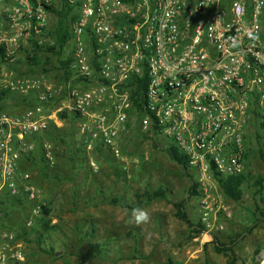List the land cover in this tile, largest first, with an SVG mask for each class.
<instances>
[{
	"label": "built area",
	"instance_id": "built-area-1",
	"mask_svg": "<svg viewBox=\"0 0 264 264\" xmlns=\"http://www.w3.org/2000/svg\"><path fill=\"white\" fill-rule=\"evenodd\" d=\"M8 4L0 25V92L33 103L20 115L0 110V207L8 198L28 204L22 229L0 224V264L26 263L18 234L39 219L57 224L21 161L61 113L75 117L86 152L119 165L128 161L122 142L137 129L172 140L205 193L218 177L241 174L253 118L264 132V0H66L74 19L66 64L55 75L24 74L17 64L24 49L32 55L31 42L56 45L47 9L54 0ZM138 98L141 112L132 101ZM41 147L52 166L53 145L43 139ZM198 212L203 236L223 233L207 197Z\"/></svg>",
	"mask_w": 264,
	"mask_h": 264
},
{
	"label": "rangeland",
	"instance_id": "rangeland-1",
	"mask_svg": "<svg viewBox=\"0 0 264 264\" xmlns=\"http://www.w3.org/2000/svg\"><path fill=\"white\" fill-rule=\"evenodd\" d=\"M8 1L0 0L3 21ZM53 5L60 8V0H54ZM51 18L54 27L56 18ZM21 53L20 59L25 63V53ZM49 59L48 68L57 65L56 57ZM40 62L45 63V57L40 56ZM70 130L66 127L65 135ZM75 137L80 140L76 133ZM65 139L67 145L48 141L53 145L52 166L36 158L27 169L37 186L34 173L37 172V179L42 178L57 218L58 229L45 235L54 253L38 251L45 258L41 264H167L168 260L174 264H230L226 254L214 250L213 237L190 239L193 228L178 218L176 205L182 204L189 220L198 223V209L204 197L211 203L216 221L224 226L223 233L215 236L222 245L231 246L236 264H264V224L253 227L255 180L264 178V155L259 152L260 149L264 154V132L257 118L251 120L245 136L241 174L246 176L247 183L241 188L239 201L227 198L217 181L205 193L194 170L184 171L166 154L167 147H177L170 139L150 138L134 129L122 142L128 160L124 165L102 153H76L78 143ZM194 184L199 196L194 194ZM158 188L166 192L167 199L141 207L150 214V221L141 226L127 224L131 208L107 202L122 196L126 204L136 206V193ZM27 209L28 206L11 208L13 215L6 224L22 226ZM90 243L99 245L98 253L92 251ZM135 255L137 259H130Z\"/></svg>",
	"mask_w": 264,
	"mask_h": 264
},
{
	"label": "trees",
	"instance_id": "trees-1",
	"mask_svg": "<svg viewBox=\"0 0 264 264\" xmlns=\"http://www.w3.org/2000/svg\"><path fill=\"white\" fill-rule=\"evenodd\" d=\"M47 9L56 18L55 26L50 31V34L55 38L56 45L53 47H49V48L48 47L42 48V47H37L34 42H31L32 55L30 56V54H28L27 50H25V51L23 50V52L25 53V59H26L28 66H30L32 68L40 69V71H43L45 73H53V75H55L57 73V71L62 69L66 64V62L64 60H62V57H63V54L65 52L66 42L69 38V24H70V21H72L74 19V16L72 15L74 8L67 6L66 0H63L62 1V7L59 10L56 9L54 6L48 7ZM40 54H49V55L56 57L57 65H55V66L50 65L49 69H47L46 68L48 66L47 61H49L48 56H45V63H41L40 62ZM6 94H10L9 91H6V92L1 91L0 92V99H2ZM132 101H133L134 107L141 112L143 102H141V100H139V98H138V100H132ZM58 117L61 118L62 120H68L71 123L70 132H68V134L65 135V133L63 131H61V129H59L58 127L52 126V128L48 132H46L44 135L36 136L33 139V142L35 144V149H34L33 153L30 154L29 156L23 158L21 163L30 165V164H33V162H35L36 158H37L40 162L46 164V162L43 158V155H42V147H41L43 139L50 141L52 143L54 142L55 144H58V143L64 144L66 142L65 137H68V138H71L73 143H75V142L78 143L79 147L76 148V150H75L76 153H81L85 150L82 140L80 139L79 141H77V139L75 137V133H76L75 117L71 116V115L69 116L67 113H61V114H59ZM68 144L70 145V148H71L72 144H70V143H68ZM165 152L169 156V158L172 161H174L175 163L179 164L180 167L184 171H188L189 168L187 166V161H186L185 156L182 155L176 148H174L172 146L167 147L165 149ZM259 152L262 156L264 155L262 150L259 149ZM39 157H40V159H39ZM116 175L119 176L120 174L117 173ZM190 177H191V180H193L192 179L193 176H190ZM263 181H264V178H262V177L256 178V180H255L253 227H258L259 225L264 224V186H263ZM218 182L220 183V187L222 188V190H223V192L227 198L233 199L235 201H239L241 199V195H242L241 188L245 183H247V179H246L245 175L239 174L237 176H228L226 178H219L218 177ZM193 191H194L195 196H199L198 192L196 191L195 184H194ZM166 199H167L166 192L162 188H158L156 190H149V189L144 190V192L141 194L136 193L135 194V200L137 202L136 206L131 207L128 204H126L123 201L122 196L121 197L120 196L112 197V198L108 199L107 202L111 203L112 205H115V206L122 205L123 207L132 209L133 207H137V206H139V207L147 206L156 200H166ZM17 206H20V207L26 206L27 207L28 204L25 201L21 202V201L14 200L11 198H8L5 201L1 202L0 210L3 214H2V216H0V224L2 227H5L6 221H9L10 215L11 216L13 215L11 213V208H14ZM176 207L178 208L177 209L178 218L185 221L191 228H193L191 233H190L191 235L189 236V238L192 240L198 238L203 232V227L200 224L199 220H198V223H196V224L194 222H192L191 220H189L188 215L184 211L182 204H177ZM7 211H9V213ZM44 215H47V213ZM22 228H23V225L19 226L17 228V230H20ZM9 229H12V228L9 227ZM57 229H58V226L56 224L55 225L51 224V220H49L47 218H43V219H39L38 222L36 223L35 227L32 228L29 232L22 231L20 234H18V237L20 239L26 240L27 236L33 235L38 240H42V238H45V235L47 233H51L53 231L55 232ZM94 232H95L94 229L90 230L91 234H93ZM88 236L91 238V235H88ZM213 241H214V250L217 253L226 254V257L230 260V264H236L235 255H234V252H233V249L231 248V246L227 247V246L222 245L218 241V237H216V236H213ZM38 243L40 244V242H38ZM89 246L93 252H96V253L99 252L98 250H96V248H98L99 245L90 243ZM42 251L45 253H50V254L54 253V249L52 248V246H50L48 249L42 248ZM132 258L137 259L138 257L135 255V256H131L130 259H132ZM167 264H174V263H172L171 260H168Z\"/></svg>",
	"mask_w": 264,
	"mask_h": 264
},
{
	"label": "crops",
	"instance_id": "crops-1",
	"mask_svg": "<svg viewBox=\"0 0 264 264\" xmlns=\"http://www.w3.org/2000/svg\"><path fill=\"white\" fill-rule=\"evenodd\" d=\"M2 7H4V6H2ZM2 9H4V8L0 9V13H1ZM52 16L54 17L53 14H50V19H49L50 27H51L50 20L52 19L51 18ZM1 18H2V16L0 14V25L2 24V21H3ZM51 28H53V27H51ZM26 46H25V48H26ZM17 64H18V70L24 74H34L35 75L39 70L37 68H32V67L28 66L27 62L22 63V59H20ZM32 103H33L32 100H29L28 97H20V96L14 95V94H6L2 99H0V110H2V111L4 110L5 113H7L9 115H20V114L24 113L27 110V108L30 105H32ZM57 120H59L58 123L60 124V125L58 124L57 127L59 129H61V131L65 132L66 127H70V124H68V122L66 120H62L59 117L57 118ZM75 126H76V124H75ZM67 133H68V131H67ZM30 165L21 163V168L26 170V169H29L31 167ZM46 169H48V167ZM36 174H37V172L34 173L37 184L39 186H41L45 196H49L50 193L46 189L45 183L43 182V180H41L42 179L41 177L39 179H37ZM5 226L11 227L10 225H7V224ZM11 228L17 229V225L12 224ZM200 236L202 237V240L207 237V236H203L202 234ZM38 242H40V244ZM18 243L24 249V252L26 254V263L25 264H41L45 258L44 257L41 258V255L37 252L40 250L42 251V248H44V246L47 247L46 249H48L50 246H52L48 236H45V238H42V240H38L33 235H31V237L29 235V236H27L26 240L19 238ZM87 259H85V260H87Z\"/></svg>",
	"mask_w": 264,
	"mask_h": 264
},
{
	"label": "clouds",
	"instance_id": "clouds-1",
	"mask_svg": "<svg viewBox=\"0 0 264 264\" xmlns=\"http://www.w3.org/2000/svg\"><path fill=\"white\" fill-rule=\"evenodd\" d=\"M149 221H150L149 212L146 209L137 206V207H133L130 210L126 222L129 225L141 226L143 224L148 223Z\"/></svg>",
	"mask_w": 264,
	"mask_h": 264
}]
</instances>
